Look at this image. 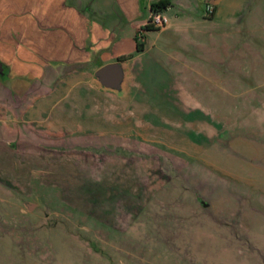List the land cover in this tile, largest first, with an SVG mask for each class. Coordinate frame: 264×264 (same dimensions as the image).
Listing matches in <instances>:
<instances>
[{"label": "rangeland", "instance_id": "obj_1", "mask_svg": "<svg viewBox=\"0 0 264 264\" xmlns=\"http://www.w3.org/2000/svg\"><path fill=\"white\" fill-rule=\"evenodd\" d=\"M207 4L0 0V264H264V0Z\"/></svg>", "mask_w": 264, "mask_h": 264}, {"label": "crops", "instance_id": "obj_2", "mask_svg": "<svg viewBox=\"0 0 264 264\" xmlns=\"http://www.w3.org/2000/svg\"><path fill=\"white\" fill-rule=\"evenodd\" d=\"M114 1L118 4V8L123 12V15L126 18L132 19L134 16H136L138 11H141V13H144V16L147 17V22H148V19L150 17V5L153 3H156L160 0H114ZM168 1L170 2V5L167 7V9L165 11H163L161 13L167 19V25H165V27H163V28H159V29L155 28V30L144 31V32L166 31L171 24L176 22L175 20H177L178 23H180L182 25H188L189 24L187 21L179 20V18L177 17L176 14L171 18H169L167 15L169 12H171L176 7V5L183 3L185 0H168ZM206 2L211 3V5L214 9L212 17L215 18V16L218 13L219 0H206ZM80 3H82V0H80ZM141 38H143V41H141V43L143 44V50L141 52H143V51H145V45H144L145 44V37H141ZM135 39L138 40V38H135ZM138 42H140V41L138 40ZM116 43L117 42L112 41L111 44L108 46L107 50L102 53L101 59H104L105 61L101 63L99 68L102 67V65L104 66V65L109 64V63L123 62L125 65V68H126L127 79H128V77L131 76L130 60L133 57L131 59L124 60L126 57H128L130 55L114 53L113 49H114V46ZM135 44H136V42H135ZM138 53H140V52H138ZM108 55H110V56H108ZM4 71H5V69H4ZM94 71H96V70H94ZM72 73L73 74H76V73L79 74V73H83V71H81V70L77 71L76 70ZM93 74H94V72H93ZM93 74H92V82L94 83L93 85L97 88L98 86L93 80Z\"/></svg>", "mask_w": 264, "mask_h": 264}, {"label": "water", "instance_id": "obj_3", "mask_svg": "<svg viewBox=\"0 0 264 264\" xmlns=\"http://www.w3.org/2000/svg\"><path fill=\"white\" fill-rule=\"evenodd\" d=\"M4 73V66L0 62V76H3ZM126 79L127 73L123 62L106 64L93 74V80L99 88L117 95L123 93Z\"/></svg>", "mask_w": 264, "mask_h": 264}, {"label": "trees", "instance_id": "obj_4", "mask_svg": "<svg viewBox=\"0 0 264 264\" xmlns=\"http://www.w3.org/2000/svg\"><path fill=\"white\" fill-rule=\"evenodd\" d=\"M169 5H170V2L168 0H160L150 5V17L148 19V22L144 26V31L155 30V28L150 24L151 16L161 14L163 11L167 9ZM135 42H136V52H141L143 50V44L141 42H138L137 39H135ZM131 58L132 56H128L124 60H128Z\"/></svg>", "mask_w": 264, "mask_h": 264}, {"label": "built area", "instance_id": "obj_5", "mask_svg": "<svg viewBox=\"0 0 264 264\" xmlns=\"http://www.w3.org/2000/svg\"><path fill=\"white\" fill-rule=\"evenodd\" d=\"M206 11L208 14L212 15L214 11L212 5L207 4ZM150 24L154 28H163L167 25V19L162 14L152 15L150 18Z\"/></svg>", "mask_w": 264, "mask_h": 264}]
</instances>
